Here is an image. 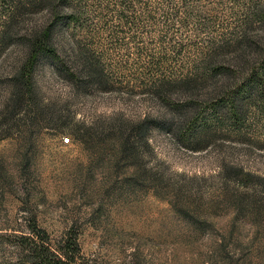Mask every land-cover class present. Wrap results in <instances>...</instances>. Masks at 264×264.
<instances>
[{
	"label": "rangeland",
	"instance_id": "obj_1",
	"mask_svg": "<svg viewBox=\"0 0 264 264\" xmlns=\"http://www.w3.org/2000/svg\"><path fill=\"white\" fill-rule=\"evenodd\" d=\"M258 1L68 0L59 58L23 81L52 17L39 0H0V264H18L31 225L54 245L75 236L84 264H264V117L221 115L209 80L185 113L195 127L177 133L164 125L183 96L158 91L207 74ZM86 61L97 81L77 73Z\"/></svg>",
	"mask_w": 264,
	"mask_h": 264
},
{
	"label": "trees",
	"instance_id": "obj_2",
	"mask_svg": "<svg viewBox=\"0 0 264 264\" xmlns=\"http://www.w3.org/2000/svg\"><path fill=\"white\" fill-rule=\"evenodd\" d=\"M67 1L39 0L46 7L52 20L36 31L28 42V53L20 70V78L23 81L25 77L30 79L33 65L39 58L47 57L54 60L59 58L54 40L55 29L62 32L63 27L70 22L71 17L62 14ZM251 8L253 19L247 18L238 26L229 43L217 47L203 59L209 69L207 74L200 76V79L198 76L187 77L174 84L162 83L159 86L158 91L164 92L163 94L169 89H178L179 94L183 96V103L175 107L170 121L164 125L168 129L173 127V131L177 133L183 130L192 131L198 118L195 115L196 110L190 112L194 117L192 120L191 116L186 117L185 113L189 111L191 102L196 97L198 85L209 80L210 84H206L203 91L205 95L216 94L219 99H223L222 104H219L221 115L241 122L245 118L248 106L253 105L264 117V2L253 3ZM256 24L260 32L253 28L252 25ZM76 69L85 81L91 83L97 81L98 74L90 70L88 61L79 64ZM34 119L31 118V125H34ZM136 130L140 138L145 139L149 130L147 119L137 123ZM197 135L193 134L192 138L197 139L196 143L199 145L203 140L196 138ZM229 174L235 182L242 185H247L251 181V175L241 169L232 170ZM18 240L16 244L20 250L18 264H84L77 240L72 234H67L54 245L43 230L31 225L29 235L20 236Z\"/></svg>",
	"mask_w": 264,
	"mask_h": 264
},
{
	"label": "built area",
	"instance_id": "obj_3",
	"mask_svg": "<svg viewBox=\"0 0 264 264\" xmlns=\"http://www.w3.org/2000/svg\"><path fill=\"white\" fill-rule=\"evenodd\" d=\"M63 144H68L69 143V138H63L62 139Z\"/></svg>",
	"mask_w": 264,
	"mask_h": 264
}]
</instances>
